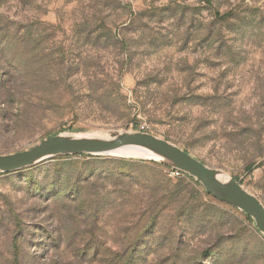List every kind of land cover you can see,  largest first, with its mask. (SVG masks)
I'll return each mask as SVG.
<instances>
[{
  "label": "rangeland",
  "instance_id": "rangeland-1",
  "mask_svg": "<svg viewBox=\"0 0 264 264\" xmlns=\"http://www.w3.org/2000/svg\"><path fill=\"white\" fill-rule=\"evenodd\" d=\"M148 133L264 204V0H0V155ZM0 264H264L252 217L162 160L0 172Z\"/></svg>",
  "mask_w": 264,
  "mask_h": 264
},
{
  "label": "water",
  "instance_id": "water-1",
  "mask_svg": "<svg viewBox=\"0 0 264 264\" xmlns=\"http://www.w3.org/2000/svg\"><path fill=\"white\" fill-rule=\"evenodd\" d=\"M109 135V136H108ZM64 135L47 139L28 151L0 155V172L12 173L31 168L59 156L91 155L139 158L133 153H147L150 157L195 177L207 193L240 209L255 221L264 234V204L235 180H220L219 174L177 145L148 133L109 132L104 137Z\"/></svg>",
  "mask_w": 264,
  "mask_h": 264
},
{
  "label": "bare ground",
  "instance_id": "bare-ground-1",
  "mask_svg": "<svg viewBox=\"0 0 264 264\" xmlns=\"http://www.w3.org/2000/svg\"><path fill=\"white\" fill-rule=\"evenodd\" d=\"M108 136H109V135H108ZM75 137H81V136H75ZM132 154H133V155H136V156H142V157H145V158H146L147 156H150V154H147V153H136V152L133 153V152H132ZM218 177H219V179L222 180V181H223V180H228V179H229V177L226 176V175H224L223 173H220Z\"/></svg>",
  "mask_w": 264,
  "mask_h": 264
},
{
  "label": "built area",
  "instance_id": "built-area-1",
  "mask_svg": "<svg viewBox=\"0 0 264 264\" xmlns=\"http://www.w3.org/2000/svg\"><path fill=\"white\" fill-rule=\"evenodd\" d=\"M180 171V170H179Z\"/></svg>",
  "mask_w": 264,
  "mask_h": 264
}]
</instances>
